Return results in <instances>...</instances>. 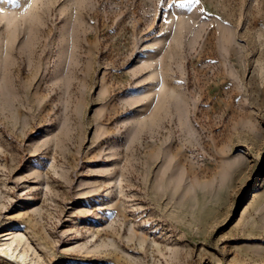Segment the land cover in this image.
<instances>
[{"label": "rangeland", "instance_id": "1", "mask_svg": "<svg viewBox=\"0 0 264 264\" xmlns=\"http://www.w3.org/2000/svg\"><path fill=\"white\" fill-rule=\"evenodd\" d=\"M0 9V264H264V0Z\"/></svg>", "mask_w": 264, "mask_h": 264}, {"label": "bare ground", "instance_id": "2", "mask_svg": "<svg viewBox=\"0 0 264 264\" xmlns=\"http://www.w3.org/2000/svg\"><path fill=\"white\" fill-rule=\"evenodd\" d=\"M0 15H4V11L0 9ZM3 19V18H2ZM23 240L18 235L16 229H9L0 235V255L8 258L9 260H19L24 262L26 260L25 252L19 251L20 243Z\"/></svg>", "mask_w": 264, "mask_h": 264}]
</instances>
